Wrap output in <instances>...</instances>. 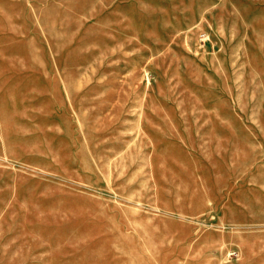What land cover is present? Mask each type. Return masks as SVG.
I'll return each instance as SVG.
<instances>
[{
	"label": "rangeland",
	"instance_id": "374dc122",
	"mask_svg": "<svg viewBox=\"0 0 264 264\" xmlns=\"http://www.w3.org/2000/svg\"><path fill=\"white\" fill-rule=\"evenodd\" d=\"M0 264H264V0H0Z\"/></svg>",
	"mask_w": 264,
	"mask_h": 264
}]
</instances>
